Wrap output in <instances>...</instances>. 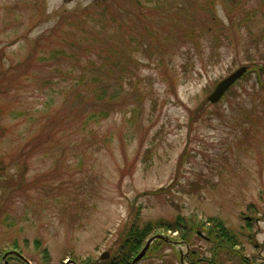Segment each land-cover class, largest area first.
I'll return each mask as SVG.
<instances>
[{"label":"rangeland","instance_id":"obj_1","mask_svg":"<svg viewBox=\"0 0 264 264\" xmlns=\"http://www.w3.org/2000/svg\"><path fill=\"white\" fill-rule=\"evenodd\" d=\"M228 1L0 0V264H100L132 208L139 228L214 220L234 235L189 245L158 227L139 253L165 246L138 264H241L233 250L264 264V15ZM103 90L112 105L93 100Z\"/></svg>","mask_w":264,"mask_h":264},{"label":"trees","instance_id":"obj_2","mask_svg":"<svg viewBox=\"0 0 264 264\" xmlns=\"http://www.w3.org/2000/svg\"><path fill=\"white\" fill-rule=\"evenodd\" d=\"M238 0H229L228 2L232 3L233 5L237 4ZM246 1L249 4L248 10L245 11V16L243 18H247L250 19L248 17H251L252 15H257L260 14V12L262 13V15H264V0H241V2ZM232 21H234V19H231ZM257 41V40H256ZM109 59V57H105L104 60ZM116 62V61H115ZM86 63L84 62V65ZM75 65L78 66L79 68H83L86 66H82L81 64H79L78 61L75 62ZM256 66L253 67L254 72H257L258 74H256L258 76L259 79H261L262 76H264V66L255 68ZM251 69L249 70V72L241 79L239 80L229 91L228 93H230L237 85H239L242 80L246 79L247 76L251 73ZM82 78H80L81 80ZM84 80H81V83L84 84ZM108 91H104L101 94H98L96 96H93V100L97 103H102L104 102L105 104L108 103L109 105H112L114 103V99H115V95H111V96H107L108 100H104L106 97L103 98L104 95H106ZM113 92V91H112ZM111 92V93H112ZM82 92L80 93H76L73 95L72 99L76 102L75 106L72 108L73 111H78L79 107H81L83 104H85L87 102V100L84 98V95L82 96ZM226 98V95L224 96V99ZM88 112V111H87ZM106 111L102 112V116L104 117H108L109 115L105 114ZM71 114V113H70ZM92 114V116H91ZM73 114H71L72 116ZM92 118V119H99L97 117V114L92 111L89 112L86 116L87 118ZM183 159V158H182ZM181 159V160H182ZM153 193H157V192H153ZM134 211V222L133 225L131 227L130 230H126L124 229L125 236L122 238L121 242H119L118 244V248L115 249L112 255V258L107 260V261H101L100 264H129L128 261L131 260V258L133 259V257L136 256V254L139 253V250L141 248V245L143 243V240L148 236V234L155 228L158 227H166V229L173 230V231H182L181 235H182V239H185L186 243H188L189 245H194V240L195 238H200L201 236H199L198 232H207V234L209 235V237H211V231H215L216 234H218V238L223 242L224 245L229 246L230 244L234 243V235H232L230 233L229 230H227L226 228H224L223 226H221L220 223H217L214 220H209L211 222H213L214 224V229L211 228H207L204 227V224L202 226V223L200 221H194L193 222H187L186 220H183L181 218H177L174 222H164V221H159L156 224H151L148 223L145 226H143L142 228H139V220H140V209L137 208H132V212ZM247 222L246 226L244 227V229L250 227V222L245 220ZM225 233V234H224ZM241 236L246 237V238H250L251 234L249 232H245L242 231ZM216 236V235H215ZM236 237V236H235ZM251 240V239H250ZM36 244H40V242H36ZM166 242L162 241V240H157L151 248V252L149 254H147V257H150V255H157L159 252L158 250L163 248L165 246ZM163 246V247H162ZM159 248V249H158ZM157 249V250H156ZM226 251H229L228 247L224 248ZM48 249H45L44 253L46 255H48ZM233 254L235 256L234 259L238 262L240 261L241 264H246L244 263L245 261H247L246 259H243L242 253L241 251H235L233 250ZM146 257V258H147Z\"/></svg>","mask_w":264,"mask_h":264},{"label":"water","instance_id":"obj_3","mask_svg":"<svg viewBox=\"0 0 264 264\" xmlns=\"http://www.w3.org/2000/svg\"><path fill=\"white\" fill-rule=\"evenodd\" d=\"M247 72V67H242L240 69H238L236 72H234L230 77H228L226 80L222 81L216 88L215 92L210 96L209 100L212 103H217L223 96L224 94L230 89V87L237 81L239 80L245 73ZM157 239H164L166 240L165 236L163 235H156L155 237H153L150 242L148 243V246H146L138 255L137 257L134 259L133 264L138 263L146 254L149 245L156 241ZM12 255H16L20 258H22L23 260H25L27 263L28 261L19 253L17 252H12ZM9 254H6L4 256V259L7 258ZM108 257V253H105L102 255V258L105 259ZM29 264V263H28Z\"/></svg>","mask_w":264,"mask_h":264},{"label":"flooded vegetation","instance_id":"obj_4","mask_svg":"<svg viewBox=\"0 0 264 264\" xmlns=\"http://www.w3.org/2000/svg\"><path fill=\"white\" fill-rule=\"evenodd\" d=\"M203 238H205V237H203ZM208 239V238H207ZM209 240V239H208ZM195 253V252H194ZM181 262H183V261H181ZM191 264H193V263H191Z\"/></svg>","mask_w":264,"mask_h":264}]
</instances>
